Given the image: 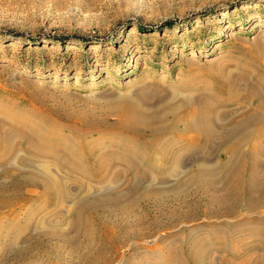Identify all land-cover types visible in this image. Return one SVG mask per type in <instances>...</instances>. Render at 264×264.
I'll return each instance as SVG.
<instances>
[{
	"label": "rangeland",
	"instance_id": "1",
	"mask_svg": "<svg viewBox=\"0 0 264 264\" xmlns=\"http://www.w3.org/2000/svg\"><path fill=\"white\" fill-rule=\"evenodd\" d=\"M248 162L264 0H0V264H264Z\"/></svg>",
	"mask_w": 264,
	"mask_h": 264
},
{
	"label": "bare ground",
	"instance_id": "2",
	"mask_svg": "<svg viewBox=\"0 0 264 264\" xmlns=\"http://www.w3.org/2000/svg\"><path fill=\"white\" fill-rule=\"evenodd\" d=\"M151 124V123H150ZM150 124L148 126H150ZM147 127V126H146ZM149 128V127H148ZM155 128V127H154ZM156 130V129H154ZM251 146V145H250ZM240 148V146H239ZM254 145L251 146L249 148V152H248V157L251 158L252 154H253V150L254 149ZM237 151V150H236ZM239 152V151H238ZM237 154V153H235ZM248 167V169L251 171V176L249 178V180H247L248 182L245 181H241L240 177H234L233 180L231 182H229L228 185V190H227V194L226 197L227 199H230L231 202H234V204H239L240 200H242V198L244 196L247 197H252L254 192L258 193V202L259 204L264 203V182L263 183H257V179H255V177H257L256 175V164L252 163V162H248L244 168ZM176 168V167H175ZM238 168V166H237ZM236 168V169H237ZM178 171V170H177ZM237 173H239V168L237 169ZM173 174V173H172ZM177 174V173H175ZM30 177V175H28ZM248 186V187H247ZM161 196V195H160ZM16 200V199H15ZM219 200V199H218ZM221 202V201H220ZM230 202V201H229ZM226 203V202H224ZM225 205V204H224ZM78 207V206H77ZM75 208V207H74ZM81 208V207H80ZM88 209V208H86ZM95 211L97 209H94ZM82 214V213H81ZM94 214V213H93ZM78 215V214H77ZM229 215V214H228ZM88 217V216H87ZM89 218V217H88ZM87 218V219H88ZM76 219V218H75ZM80 219V218H79ZM84 219V217H83ZM80 221V220H79ZM75 222V221H74ZM86 222V221H85ZM112 223V222H111ZM114 224V223H113ZM116 225V224H115ZM24 226V225H23ZM110 226V225H109ZM114 226V225H113ZM81 229V228H80ZM109 230V229H108ZM114 231V229H113ZM80 232V231H79ZM110 232V231H109ZM108 233V232H107ZM110 238V237H109ZM113 239V238H112ZM115 244V243H114ZM43 245V244H42ZM50 246V245H49ZM118 246V245H117ZM19 248V247H18ZM228 248V247H227ZM264 249V248H263ZM57 251V250H56ZM234 252V250H233ZM235 254V253H234ZM32 256V255H31ZM247 259V257H246ZM99 263V262H98ZM105 263V262H104ZM220 264V263H219Z\"/></svg>",
	"mask_w": 264,
	"mask_h": 264
}]
</instances>
